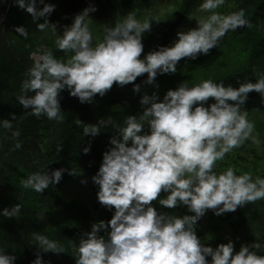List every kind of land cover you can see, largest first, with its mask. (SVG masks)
<instances>
[{"label": "clouds", "instance_id": "1", "mask_svg": "<svg viewBox=\"0 0 264 264\" xmlns=\"http://www.w3.org/2000/svg\"><path fill=\"white\" fill-rule=\"evenodd\" d=\"M39 3L42 9L37 0H15V6L32 16L37 30L56 31L57 26L48 20L56 6L45 0ZM224 3L203 0L200 10L209 15L197 20V28L179 31L172 46H161L143 58L142 40L151 31L152 22H141L130 12L114 27H106L102 42L94 45L87 21L97 9L90 5L75 16L71 26L64 27L56 41L59 50L74 54L66 62L51 52L42 54L26 73L18 104L30 109L29 115L62 122L60 93L64 90L82 104L92 103L97 94L103 97L114 84L124 87L145 73L148 76L144 83L158 88L157 76L175 74L181 59L207 55L227 32L250 26L243 10L217 12ZM15 31L25 39L29 35L23 26ZM238 83L237 88L210 79L192 86L183 82L175 90H168L162 100L156 93H145L140 100L142 114L128 115L123 126H114L116 135L109 141L111 147L103 153L101 166L92 177L99 189L98 202L109 211L114 209L113 216L107 223H93L91 231L83 233L76 264H264V257L252 250L259 245H241L235 252L234 242L229 239L214 249L201 243L195 229L208 210L221 216L264 199V178L237 175L232 168L214 170L217 161L245 141L260 143L253 136L254 124L242 106L253 91L264 101V75L256 82ZM140 91V85L134 84L133 92ZM210 98L214 102L208 104ZM75 124L85 125V136L96 137L112 120L109 117L97 124H84L77 119ZM0 126L11 129L12 122L0 119ZM19 135V131L13 133L14 137ZM90 150L89 145L83 153ZM66 171L50 172L47 168L46 172L29 174L22 184L43 194L50 185L58 184ZM68 174L77 175L74 170ZM162 192L166 198H159ZM153 201L166 209L180 204L192 214L169 215L158 211ZM21 207L16 204L5 208L0 216L15 218ZM101 232L107 233V239ZM33 239L38 252L32 264H46L40 253L65 252L45 235L33 234ZM15 262L16 256L0 247V264Z\"/></svg>", "mask_w": 264, "mask_h": 264}, {"label": "trees", "instance_id": "2", "mask_svg": "<svg viewBox=\"0 0 264 264\" xmlns=\"http://www.w3.org/2000/svg\"><path fill=\"white\" fill-rule=\"evenodd\" d=\"M127 1L130 2V0ZM202 2L203 0H181L176 13L167 17L160 25L159 39L155 48L147 50L144 46L141 58L149 52L158 50L161 46L169 47L170 40L176 31ZM45 3L56 6L48 20L57 26L54 32L58 36L63 34L65 26L72 25L76 15L90 5L97 9L94 13H90V19L96 23L98 28V33L95 34L98 42H102L106 27H114L121 20L113 0H45ZM37 4L38 8H43L39 0H37ZM145 4L148 6L147 3ZM240 10L245 12V18L249 21L250 26L246 25L235 31L227 32L219 40L217 47L211 49L207 55L201 54L195 60L181 59L177 64L175 74L157 76L158 88L144 83L147 80V73L138 77L134 84H139L141 92L144 94L161 95L168 88L175 90L183 82L192 86L210 79L214 83H223L226 87L231 85L237 88L239 87L238 82L243 83L248 80L256 82L260 76L264 75V0H238L236 11ZM5 11H7L5 7L0 8V60L12 63L14 69L7 66L4 72L5 77L10 76L14 79L11 80L8 77V80H11L10 86L7 82L5 85L0 79V119H9L12 122L11 129L0 126V201L11 202L13 199H18L21 202L26 201L27 205L32 207L33 216L28 220L24 218V220L31 223L44 235L64 244L76 258L78 242L83 233L90 232L93 223L110 221L114 209L109 211L106 207L101 206L97 198L94 200L93 208L65 201L58 192L57 188L72 177L68 173L73 171L71 167L74 162H78L80 167L91 171L94 176L103 159V153L93 148L88 154L83 153V148L89 145L81 140L76 141L75 134L84 133L85 125L77 126L75 121L79 119L84 124H97L101 119L108 120L111 116H113L111 119L121 116L124 124L128 115L139 117L142 113L132 105H103L98 94L92 103L82 104L78 98L72 97L68 90H64L60 93V103H64L69 111L64 112L61 109L64 117L62 122L49 120L46 116L37 118L29 115L27 111L30 109L25 110L22 105H19L17 97L21 94L22 82L27 78L26 73L33 66V62L25 51L14 47L13 39L10 36V23L14 10L12 8L6 13ZM5 14L8 19L3 23L1 21ZM1 68L3 70L4 66L0 65V70ZM187 68L198 70L189 74L185 73ZM202 69H209L212 72L203 75L204 70ZM128 86L133 88V83ZM213 102V99H210L208 104ZM242 110L264 112V101L261 100L260 94L254 91L249 93V98L242 106ZM12 114H15V120H12ZM124 114L126 115L124 116ZM118 125L120 126V124ZM114 126L113 123L109 124L107 127L101 128L100 135L89 136L94 143L109 144L110 139L116 135ZM16 131L20 133L18 137L13 136ZM17 143L21 145L18 149L15 147ZM258 161L264 162V159L255 155L253 160H244L242 155L226 154L222 161L216 162L214 170L222 172L232 168L237 175L248 173L253 179L264 178V171H259ZM47 168L50 172L58 169L67 171L58 184L50 185L43 194L23 186L22 180L29 174L37 171L46 172ZM8 173H12V185L9 182ZM252 173L260 174L254 176ZM93 189L97 194L99 189L94 183ZM159 198H166V194L162 192ZM152 204L158 211L169 215L192 214L188 212L187 207L180 204L175 209L163 208L158 201H153ZM204 219L202 217L195 225L201 243L215 249L219 244H226L231 239L234 242L235 252H239L241 245L257 244L259 247L252 250L256 251L257 255L264 257V199L250 202L238 207L234 212L217 217L220 223L228 225L232 233L229 237L215 233L217 232L215 225H210L213 230L210 227L207 229ZM0 228L4 235L5 245L10 249V255L16 256L15 264H32L38 252L37 246L32 245L31 240L21 237L19 231L6 224L5 220L0 219ZM100 235L107 239V233L101 232ZM40 255L46 264L49 262L50 264H60L50 253H40ZM207 259L211 260L210 257Z\"/></svg>", "mask_w": 264, "mask_h": 264}, {"label": "rangeland", "instance_id": "3", "mask_svg": "<svg viewBox=\"0 0 264 264\" xmlns=\"http://www.w3.org/2000/svg\"><path fill=\"white\" fill-rule=\"evenodd\" d=\"M0 1H1L0 8L5 7L7 11L13 8L14 12L10 23V36L13 39V45L14 47H16V49L26 52L30 60L33 62V66L36 60L42 54L47 52H51L55 58L63 60L65 62L71 55L74 54L72 52L65 53L57 48L56 41L60 36H58L51 28L45 30L44 32L37 30L36 24L33 22V18L26 11L21 10L19 7L15 6V0H0ZM113 3L117 13H119V15L121 16L120 21H122L128 13L133 12L136 15V18L141 22L144 21L152 22L151 31L145 33L142 40L143 45L146 46L148 50L151 48H155L156 42L159 39L160 25L164 22V20L167 17L176 13L181 3V0H148V1L130 0V2H128L127 0H113ZM145 3H147L148 6ZM237 5H238V0H225V3L220 8L216 9V11L222 14H229L231 12L236 11ZM7 11H5V13ZM207 15H209V13L201 11L199 4L194 9L192 14L176 31L174 37L170 40L169 47L172 46L175 40H177V33L179 31H187L190 29L197 28L198 26L197 20L203 19ZM7 19L8 18L5 14L1 22L3 23L7 22ZM87 22L89 24L90 30L92 31V33H94L93 44L95 45L96 43L95 41L97 40L95 34L98 33V28L96 26V23L92 19H90V17L88 18ZM19 26H23L28 30L29 35L26 39L15 31V29ZM0 65L1 67L4 66L3 70L2 68L0 70V79L2 80V82H4L5 85L7 82L8 85L10 86L11 80L14 78L8 76L11 79L8 80V77H5L6 74L4 70L7 69V66L13 68L12 63L8 62L7 60H3V61L0 60ZM192 67L197 68L195 66ZM197 70L198 69L193 70L187 68L185 73L192 74ZM202 70H204L202 73L203 75L210 74L212 72L209 69H202ZM133 86H134V82H133ZM168 90H174V88L173 89L168 88ZM168 90L161 93V95H158L161 100L163 99V96L166 94ZM143 95L144 93L141 91L140 93H134L133 88H130L128 85L124 87L113 85L112 89L109 90L106 93V95L101 97L100 102L103 105H109V106H116V105L136 106V108L139 109L140 112L142 113L143 107L140 104V100ZM61 108L64 112L69 111V109L64 103H61ZM247 113H248V120L254 124L253 136L257 137L260 143L255 144L251 140L245 141L242 145H240L238 148L233 149L228 154L232 155L236 153L242 155L244 156V160L246 159L253 160V157L255 155L257 157H260L261 159H264V112L252 111ZM125 115L126 114H124V116ZM112 117L113 116H111V118ZM111 120L112 123L115 125L118 124H120V126L124 125L121 116H118ZM75 138L76 141L81 140L87 143V145H90L91 148L101 153H104L105 151H107L109 147H111L109 144L94 143L91 140L90 136H85L84 133L75 134ZM242 162L244 161L242 160ZM258 164L260 168L259 171L263 172L264 162L258 161ZM71 169L74 170L77 173V175H72V177L67 179L62 186H59L57 188L59 194L65 201L76 202L79 204L86 205L90 208H93V203L94 200L97 198V194H95L93 189V181H92L93 176L91 171L83 167H80L78 165V162H74ZM258 174L260 173L257 174L252 173V175L254 176ZM8 176L10 177L9 182L12 185L13 183V178L11 177L12 173L10 174L8 173ZM82 180H86L87 183L82 184L81 183ZM16 204H21L22 207L20 213L15 218H6L0 216V219L5 220L6 224L10 225V227H14L15 229H17V231H19L21 237L31 240L34 244L35 241L33 239V234H41V235L44 234L38 231L31 223L29 224L24 220V218L28 220L29 217L33 216V213L31 212L32 207L28 206L26 201L21 202L18 199L16 200L13 199L11 200V202L0 201V212H2L3 209L11 208ZM26 214L27 217H25ZM217 217L218 216H216L212 210H208L206 215L204 216L205 227L207 229L209 227L212 229L210 225H215L217 228V232L215 233L224 237L231 236L232 233L228 225L224 223H220ZM47 237L51 240L56 241L60 246L64 248L65 251L59 255L52 252H47V253L53 255L59 261L60 264H76V258L70 253V251L67 249V247L64 244H62L61 242L50 236ZM0 247L5 248L6 254L10 255V249L8 246L5 245L4 235L1 231V228H0Z\"/></svg>", "mask_w": 264, "mask_h": 264}]
</instances>
